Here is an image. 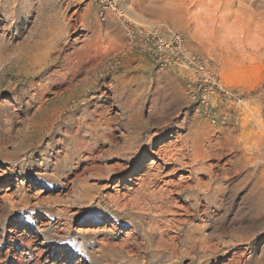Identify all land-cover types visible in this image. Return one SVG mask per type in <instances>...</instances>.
Segmentation results:
<instances>
[{
    "label": "rangeland",
    "instance_id": "374dc122",
    "mask_svg": "<svg viewBox=\"0 0 264 264\" xmlns=\"http://www.w3.org/2000/svg\"><path fill=\"white\" fill-rule=\"evenodd\" d=\"M261 13L0 0V264H264Z\"/></svg>",
    "mask_w": 264,
    "mask_h": 264
},
{
    "label": "clouds",
    "instance_id": "9594fccd",
    "mask_svg": "<svg viewBox=\"0 0 264 264\" xmlns=\"http://www.w3.org/2000/svg\"><path fill=\"white\" fill-rule=\"evenodd\" d=\"M239 39V36L234 39L231 30H229L224 43L227 46H234L237 48L246 47L253 51H259L260 49L264 48V13H261V19L255 24L254 32L246 38L245 44L243 46L238 44Z\"/></svg>",
    "mask_w": 264,
    "mask_h": 264
},
{
    "label": "built area",
    "instance_id": "2783aa9c",
    "mask_svg": "<svg viewBox=\"0 0 264 264\" xmlns=\"http://www.w3.org/2000/svg\"><path fill=\"white\" fill-rule=\"evenodd\" d=\"M169 39L171 43L175 45V49H176L175 57L178 61L183 62L185 65L196 68L197 70L196 69L194 70L197 72H202V71L205 72L203 63L199 60V58H196L192 54L185 52L180 46L182 43V36L180 33L170 32Z\"/></svg>",
    "mask_w": 264,
    "mask_h": 264
},
{
    "label": "bare ground",
    "instance_id": "6f19581e",
    "mask_svg": "<svg viewBox=\"0 0 264 264\" xmlns=\"http://www.w3.org/2000/svg\"><path fill=\"white\" fill-rule=\"evenodd\" d=\"M185 69H187L188 70V68H185ZM205 73H206V71H205ZM208 74V73H207ZM213 74V73H212ZM209 75V74H208ZM207 79H209V78H207ZM203 152V151H202ZM195 155V154H194ZM193 155V156H194ZM206 157V155L204 154V156L203 157H201L199 160H198V157L197 156H195L194 158L197 160V161H202L204 158ZM179 160V159H178ZM182 160H184V159H182ZM180 162V161H179ZM142 177H137V180H140ZM154 183V182H153ZM149 184V183H148ZM139 185V184H138ZM152 185V184H151ZM142 187V186H141ZM116 206L118 207V209L119 210H123V209H125L126 207L125 206H127V205H124V206H119V205H117L116 204Z\"/></svg>",
    "mask_w": 264,
    "mask_h": 264
}]
</instances>
